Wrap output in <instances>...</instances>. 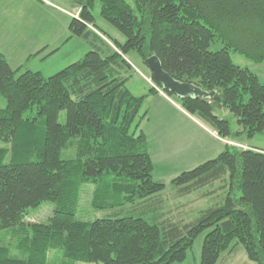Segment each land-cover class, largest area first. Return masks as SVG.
I'll return each mask as SVG.
<instances>
[{
	"label": "trees",
	"instance_id": "obj_1",
	"mask_svg": "<svg viewBox=\"0 0 264 264\" xmlns=\"http://www.w3.org/2000/svg\"><path fill=\"white\" fill-rule=\"evenodd\" d=\"M101 16L125 41L100 29L92 14L96 0H79L71 36L115 46L94 45L86 56L51 77L13 69L0 54V234L19 231L21 257L0 247V264H49L48 253H63L62 264H182L206 231L201 264H218L242 245L253 264H264V151L227 148L217 158L184 172L173 186L181 196L229 176L239 196L190 223L150 222L128 216L78 220L82 188L94 184L93 207L118 209L158 197L166 185L155 182V164L141 126L147 95L135 96L126 73V56L136 52L148 66L156 56L175 80L214 94L179 99L181 108L213 128L223 139L264 133V82L233 63L230 53L264 62V0H100ZM223 49L212 52L216 42ZM149 67V66H148ZM156 85L162 86L154 78ZM158 93L155 88L150 94ZM170 98L174 95L166 93ZM231 112L239 130L215 115ZM36 111V113H35ZM27 112L32 115L25 118ZM66 112V122H60ZM76 141V143H75ZM74 159L64 160L70 144ZM44 202L56 205L48 223H26L27 212ZM141 211V210H140ZM152 209H144L147 215ZM144 212V213H143Z\"/></svg>",
	"mask_w": 264,
	"mask_h": 264
},
{
	"label": "rangeland",
	"instance_id": "obj_2",
	"mask_svg": "<svg viewBox=\"0 0 264 264\" xmlns=\"http://www.w3.org/2000/svg\"><path fill=\"white\" fill-rule=\"evenodd\" d=\"M77 1L79 0H0V3L5 2V4L9 6H20L24 4L30 8L27 19L32 22H38V27L31 28L30 36H27L30 42L32 38L34 41L37 40L38 42L42 38V33L45 31V21H62V24L67 21V25L71 23L72 18L71 20L65 19V17H63V12H74V7L78 5ZM79 12L80 10L77 9V11L73 13V16L76 18L79 17ZM92 14L95 18L96 25L100 29L106 31L120 42L125 41L124 36L102 18L100 0H96V5L92 10ZM90 29L94 30L102 38V41L96 40L94 36H92L91 43L89 44L85 39L76 38L68 49L71 50L70 54H65L69 51H64L62 54L50 56L47 59H45L47 54H35L36 56L28 63L27 68L30 70L33 69L34 72L39 71L45 77H51L70 64L83 59L86 54L94 50V45L104 46V48L106 45L117 50L107 37L92 26H90ZM36 35L37 39H35ZM223 47V44L219 41L212 45L211 51L218 52L223 49ZM26 55L27 54H24L20 60H13L12 63L14 67H18ZM230 55L235 65L250 69L259 76L261 82H264V62H254L234 51H232ZM126 59L133 68V70L126 73V77L129 78L127 84L128 88L137 97L148 95L141 112V115L147 114V118L143 122L141 130L147 136L148 150L155 164L153 179L155 182L165 184L166 190L158 197L140 202L138 201V204L135 206L130 205L122 209H96L93 207L96 186L94 184H85L81 192L77 214L78 220L93 222L99 219H117L135 216L144 217L150 222L154 221L159 224H166L170 221H175L178 224H185L199 219L202 212L205 210L218 204L220 205L221 201H223L227 195L231 194L230 192H232V195L239 196L240 192L236 190L237 186L230 187L229 176H226L223 180L216 182L212 186L205 187L186 196H181L178 188L173 186L172 182L182 173L193 170L217 158L220 153L226 150L227 145H229L230 148L233 146L239 150L260 149L264 151V133L258 134L253 138H249L246 135H233L229 139L219 137L218 133L213 128L205 124L198 117L194 116L205 128L201 125L199 126L197 121L188 118L187 115H182L188 113L181 111L179 99L177 97L172 96L170 98L163 92V94L170 99V105L157 94L150 95V90L153 87L145 79H150L155 83L150 68L136 52L129 53ZM25 71L27 70L24 68L19 74ZM157 87L162 90L160 86L157 85ZM156 91L158 94L162 95L160 91ZM6 108L7 101L0 94V110ZM30 115H32V112H27L25 118ZM215 115L222 119H228L234 133L239 130L238 120L231 112L225 109H219L216 105ZM188 116L191 115L188 114ZM191 117L193 118V116ZM60 122L65 124L66 112L61 113ZM206 128L213 135H211ZM219 140L224 141L226 144L221 143ZM1 148L9 149L10 146L0 141V149ZM76 156L77 147L73 143L62 152V158L64 160L74 159ZM148 208L153 211L148 212L147 215L141 214L142 210ZM55 209V203L44 202L39 207L32 208L27 212L25 222L48 223L50 218L53 217ZM208 233L209 231H206L197 239L193 250L189 253L188 260L182 264H201L202 246ZM18 235L19 231L12 230L0 234V247L5 248L9 252L10 257H21L16 247V242L19 238ZM62 262V252L52 250L48 253L49 264H62ZM218 264L253 263L249 260L244 247L240 245L235 253H224Z\"/></svg>",
	"mask_w": 264,
	"mask_h": 264
},
{
	"label": "crops",
	"instance_id": "obj_3",
	"mask_svg": "<svg viewBox=\"0 0 264 264\" xmlns=\"http://www.w3.org/2000/svg\"><path fill=\"white\" fill-rule=\"evenodd\" d=\"M35 3L39 5L37 2ZM76 6L77 7H74L75 8L74 12H69L67 10H66L67 12L62 11L64 15L63 17H65V19L71 20V18H73V13H75L77 9H79L78 5ZM29 10L30 8L24 4H21L20 6L18 5L9 6L8 4H5V2L0 3V54L5 56L6 60L13 69L25 68L27 71H33V69L31 70L28 69L27 65L32 60V58L36 56L35 54H47V56H45L46 57L45 59L49 58L50 56L52 57L57 54H62L64 53V51H69L65 54H70L71 50L68 49L70 45L73 43L74 39L78 38V37H73L72 39L69 40L71 36V32L69 30L70 24L67 25L66 20H65L66 22L63 24L62 21L57 22L54 20H49L44 22L45 31L42 33V38L38 42L37 40L34 41L32 38V41L30 42L28 38V36H30V29L37 28L38 22L36 21L32 22L31 20L27 19L28 13L30 12ZM35 39H37V35ZM24 54L27 55L22 59L21 64L18 66L19 68L14 67L12 61L20 60ZM156 94L159 97H162V99H164L167 103L169 104L171 103L170 99H168V97L165 94L160 95L158 93H155L152 95H156ZM179 107L181 111L186 113L181 108V106ZM182 115H187L188 118L197 121V119L188 116V114H182ZM197 122L199 126L201 125L205 128L203 124H201L199 121ZM208 132L211 135H213L209 130ZM220 142L226 144L224 141H220Z\"/></svg>",
	"mask_w": 264,
	"mask_h": 264
},
{
	"label": "water",
	"instance_id": "obj_4",
	"mask_svg": "<svg viewBox=\"0 0 264 264\" xmlns=\"http://www.w3.org/2000/svg\"><path fill=\"white\" fill-rule=\"evenodd\" d=\"M148 66L152 72L153 78L161 84L163 92L172 94L178 99H208L214 95L204 92L192 85L181 83L175 80L163 69L161 61L156 56L148 59Z\"/></svg>",
	"mask_w": 264,
	"mask_h": 264
},
{
	"label": "built area",
	"instance_id": "obj_5",
	"mask_svg": "<svg viewBox=\"0 0 264 264\" xmlns=\"http://www.w3.org/2000/svg\"><path fill=\"white\" fill-rule=\"evenodd\" d=\"M48 4H50V3H48ZM144 78H145V77H144ZM145 79H146V80L152 85L153 88H155L156 90L160 91L161 94H163L162 90H160V89L157 87V85H156L155 83L152 82V80L147 79V78H145ZM232 145H234V144H232Z\"/></svg>",
	"mask_w": 264,
	"mask_h": 264
}]
</instances>
